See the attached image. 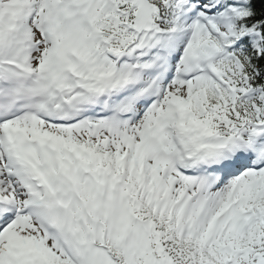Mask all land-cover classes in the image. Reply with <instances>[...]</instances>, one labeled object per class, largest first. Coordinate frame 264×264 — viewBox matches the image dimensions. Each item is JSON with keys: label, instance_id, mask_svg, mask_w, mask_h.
<instances>
[{"label": "snow or ice", "instance_id": "6c2138e0", "mask_svg": "<svg viewBox=\"0 0 264 264\" xmlns=\"http://www.w3.org/2000/svg\"><path fill=\"white\" fill-rule=\"evenodd\" d=\"M0 264H264V0H0Z\"/></svg>", "mask_w": 264, "mask_h": 264}]
</instances>
